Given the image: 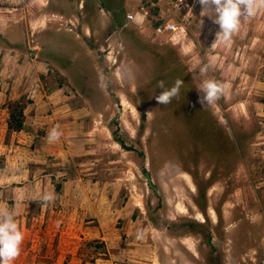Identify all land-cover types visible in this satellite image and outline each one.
<instances>
[{
  "label": "rangeland",
  "instance_id": "rangeland-1",
  "mask_svg": "<svg viewBox=\"0 0 264 264\" xmlns=\"http://www.w3.org/2000/svg\"><path fill=\"white\" fill-rule=\"evenodd\" d=\"M149 2L0 0L13 264H263L264 10L224 42L199 0ZM206 79L224 86L211 105Z\"/></svg>",
  "mask_w": 264,
  "mask_h": 264
},
{
  "label": "clouds",
  "instance_id": "clouds-1",
  "mask_svg": "<svg viewBox=\"0 0 264 264\" xmlns=\"http://www.w3.org/2000/svg\"><path fill=\"white\" fill-rule=\"evenodd\" d=\"M202 16L207 15L213 23L219 26L216 33L218 39L228 42L237 33L241 26L242 18H254L264 10V0H199ZM201 73L208 71V66L199 68ZM184 81L177 78L171 87H166L163 80L157 82V87L162 91L156 95L158 104L166 105L179 94ZM202 93L200 103L211 105L220 99L224 86L213 80L206 79L198 88ZM61 132L53 127L48 133L50 141L58 140ZM53 193H42L41 200L47 204L54 201ZM139 238V235L138 237ZM24 234L19 229L15 220V213L7 207H0V264H13L20 255Z\"/></svg>",
  "mask_w": 264,
  "mask_h": 264
},
{
  "label": "built area",
  "instance_id": "built-area-1",
  "mask_svg": "<svg viewBox=\"0 0 264 264\" xmlns=\"http://www.w3.org/2000/svg\"><path fill=\"white\" fill-rule=\"evenodd\" d=\"M167 2L169 5L172 4L173 7L176 8H181V6H183L185 4V0H150L149 4L153 5V4H157L160 2ZM141 9H143V7H140ZM146 13V11H144ZM177 29H181L179 28L174 21L173 22H164V23H159L156 27H155V32H163V31H175ZM264 264V260L262 262Z\"/></svg>",
  "mask_w": 264,
  "mask_h": 264
}]
</instances>
